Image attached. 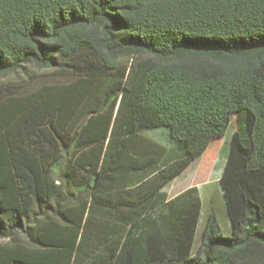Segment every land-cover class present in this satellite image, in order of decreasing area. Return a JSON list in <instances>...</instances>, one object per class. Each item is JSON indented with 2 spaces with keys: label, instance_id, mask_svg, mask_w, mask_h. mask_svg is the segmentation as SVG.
Returning <instances> with one entry per match:
<instances>
[{
  "label": "trees",
  "instance_id": "obj_1",
  "mask_svg": "<svg viewBox=\"0 0 264 264\" xmlns=\"http://www.w3.org/2000/svg\"><path fill=\"white\" fill-rule=\"evenodd\" d=\"M10 75L0 264H264V0H0ZM233 125L196 247L199 187H165Z\"/></svg>",
  "mask_w": 264,
  "mask_h": 264
},
{
  "label": "rangeland",
  "instance_id": "obj_2",
  "mask_svg": "<svg viewBox=\"0 0 264 264\" xmlns=\"http://www.w3.org/2000/svg\"><path fill=\"white\" fill-rule=\"evenodd\" d=\"M34 72V71H33ZM38 72V71H36ZM17 76L10 75L7 77L0 76V83L14 80ZM18 77H25V75L18 74ZM48 79V78H47ZM236 130L235 125L230 127L225 136L220 139L219 148L214 158L205 160L202 158L195 159L194 162L180 175L175 181L176 189L188 187L190 184L198 185L200 194L203 200V209L200 218V223L197 232L196 247L200 243L201 231L200 228L206 222L208 216V209L215 210L220 220L221 226L225 234H231V224L226 210L225 199L220 183V178L223 174L228 152L229 142L233 132ZM166 128H157L145 131V135L162 144L168 143L166 137Z\"/></svg>",
  "mask_w": 264,
  "mask_h": 264
},
{
  "label": "crops",
  "instance_id": "obj_3",
  "mask_svg": "<svg viewBox=\"0 0 264 264\" xmlns=\"http://www.w3.org/2000/svg\"><path fill=\"white\" fill-rule=\"evenodd\" d=\"M164 146H166V147H168L169 145H168V143L167 144H163ZM185 172V171H184ZM183 172V173H184ZM182 173V174H183ZM181 174V175H182ZM179 177V176H178ZM177 177V178H178ZM177 178H175L173 181H175ZM173 181H171L166 187H165V190L168 192V194H169V198H173V197H175L176 195H178L179 193H181V192H183L184 190H185V188H181V189H176L177 188V186H176V184H175V182H173ZM193 185H197V184H195V182L193 183V184H190L188 187H186V189L187 188H189V187H191V186H193ZM198 186V185H197ZM210 212V209H208V213ZM204 225H205V223H204ZM204 225L200 228V231L202 232V230H203V228H204Z\"/></svg>",
  "mask_w": 264,
  "mask_h": 264
}]
</instances>
